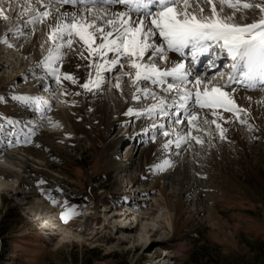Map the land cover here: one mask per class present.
<instances>
[{
    "label": "rangeland",
    "instance_id": "rangeland-1",
    "mask_svg": "<svg viewBox=\"0 0 264 264\" xmlns=\"http://www.w3.org/2000/svg\"><path fill=\"white\" fill-rule=\"evenodd\" d=\"M11 1L0 0V9L7 11ZM20 18L10 16L9 19H2L0 24L6 27ZM6 38L7 43L0 42V60L4 64L2 67L0 65V78L11 75L16 80L9 81L8 86L0 84V114L19 121L15 125L16 136L11 137V145L19 144L16 142L17 137L20 141L24 140L29 133L27 127L33 132L44 130L52 134V137L45 141L48 146L30 144L41 157L28 156L29 175L3 158L2 153L11 152L18 157L24 153L16 147L8 148L7 134L12 128L0 120V125H3L0 127V167L20 173L27 182V188H32L31 194L35 196L33 199H39L51 212L42 215L46 218L34 220L39 215L34 216V210L25 204L21 196L24 194L23 186H19L14 178L0 179V264H264V154L259 155L257 150L250 147V162L262 181H251L249 184V177L245 175L250 172L247 163L243 162L239 150L231 143H226L230 155L243 164L242 167L232 164L230 168L250 185V189L244 191V194L235 191L227 194L221 184L214 183L208 176L204 177L205 186L214 184L216 188L212 200L205 202L199 198L194 202V211L190 198L184 199L185 209L180 218L178 235L140 247L137 227H134L135 223L132 224L130 218L133 211L127 216V201L117 197H126L143 206L146 205L141 200L143 193L134 190L131 187L133 184H128L121 173L105 167L102 143L91 145L81 133L66 135L58 121L53 119L51 124L45 122L34 111L25 114V107L12 99L14 95H38L47 102L48 107H54L55 110L64 108L65 104L58 100L59 91L54 85L51 93H45L37 86V81L31 76L35 71L31 68V61L27 58L21 64L20 55L8 46L15 41V36L9 35ZM24 71H27L26 79L18 78ZM119 72L120 69L114 70L112 75L107 76L105 89L109 93H113L110 78ZM116 99L123 102L121 96H116ZM240 117L246 119L243 113H240ZM112 119L115 118L109 120ZM75 122L80 123L81 120L75 119ZM92 124L97 125L96 122ZM235 124L243 126L238 121ZM84 126L88 129L91 125ZM97 128L103 132L102 127ZM135 128L136 125L120 121L106 134L105 140L121 137ZM251 129H245V134L254 131ZM174 134L171 137L173 139ZM135 138L142 139L141 136ZM246 142L264 150V138H249ZM123 149L118 152L120 160H123ZM144 176H139L141 182L149 178L148 171L144 172ZM151 179L149 181L154 182L155 178ZM216 180L220 181L221 176L217 175ZM153 192L156 193L155 190ZM52 199L58 203L53 204ZM65 200L67 208H75V214L62 220L60 214L65 209L61 206ZM211 206L214 213L208 217L206 210ZM154 213H158V210Z\"/></svg>",
    "mask_w": 264,
    "mask_h": 264
},
{
    "label": "snow or ice",
    "instance_id": "snow-or-ice-1",
    "mask_svg": "<svg viewBox=\"0 0 264 264\" xmlns=\"http://www.w3.org/2000/svg\"><path fill=\"white\" fill-rule=\"evenodd\" d=\"M202 3L207 9L201 7L196 13L191 10L189 0H23L22 3L16 0L15 7L9 2L7 11L0 9V17H21L8 32L29 40L37 23L45 25L46 39L40 45L45 54L34 63V68L41 69V74L34 76L43 91L51 93V85L55 83L64 97L98 95L107 83V76L117 67L120 69L115 88L123 92L121 80L127 77L131 100L137 102L129 104L122 115L130 120L152 121L139 130L141 143L155 142L161 134L165 137L159 145L160 156L147 166L151 173L175 166L168 156L173 144L180 149L189 139L199 145L204 143L200 135H193V130L205 131L200 119L205 125H215L221 140L228 139V128L218 121L227 123L235 118L241 124L247 123L240 113L247 117L248 110L238 105L235 98L238 88L234 84L245 90L259 85L264 90V0H202ZM205 11L208 15H204ZM24 16L28 18L23 20ZM29 25L31 32L24 30ZM0 42L8 41L5 37ZM31 47L35 49L34 42ZM217 49L231 60L222 84L206 83L191 64L186 69L184 59L173 61L166 54L190 55L194 62L200 55L215 54ZM161 62L165 66L161 67ZM69 84L83 91L71 89ZM12 99L32 105L35 113L52 123L45 114L48 105L42 97L14 95ZM223 113L232 115L227 117ZM0 120L12 128L7 134L11 146L19 121L2 114ZM185 120L188 131L181 134L175 126H181ZM173 132L178 138L168 139ZM32 134H26L23 142L34 143L30 139ZM207 134L213 135L212 131ZM16 142H20L18 137ZM52 203L58 201L52 199ZM61 207L65 209L60 214L62 220L75 214V208H67V200Z\"/></svg>",
    "mask_w": 264,
    "mask_h": 264
},
{
    "label": "bare ground",
    "instance_id": "bare-ground-1",
    "mask_svg": "<svg viewBox=\"0 0 264 264\" xmlns=\"http://www.w3.org/2000/svg\"><path fill=\"white\" fill-rule=\"evenodd\" d=\"M11 2H14L12 4H14L13 7H15L16 0H12ZM189 3L191 10L196 13H199L201 7L207 9V5L199 3L197 0H189ZM27 18V16H24L22 19L26 20ZM14 26L15 22H11L6 27L0 24V38H5L9 35L14 36L12 33L8 32V29ZM24 30L31 32L32 26L29 25L28 28ZM15 38V41L10 44L13 45L12 48L20 55L21 64H23L22 60L24 61L27 58L31 61V68L35 69V71L33 70L31 73V76L35 79L34 73L35 75L41 74V69L34 68V63L45 54V50L42 49L40 45L44 43L46 39V27L43 24L37 23L35 25V33L31 40L22 36H15ZM33 42L35 43V49L31 47ZM166 54L170 55L173 61L181 59L182 56L180 53ZM0 65L1 67L4 65L1 60ZM160 66L163 67L165 65L161 62ZM115 70H119V68L117 67ZM193 70L199 73L195 68ZM26 72H22L18 78H23V80L26 79ZM212 74L211 72L209 73V79H206L203 74H200L201 79L206 83L216 82L212 81ZM110 79L111 90H113V93L110 92L111 94L105 89V85L98 95L87 93L86 96L73 95L64 97L58 93V100L63 101L65 107L60 110H55L54 107H48L44 109V111L48 117H51V120L55 119L60 123L63 127L64 134L70 133L71 135H75L81 133L83 138L90 142L91 145H94L95 142L102 143V151L105 156V167L113 172L121 173V175L127 179L128 184H133L131 187L134 188V190L143 193L141 200H144L147 206H140V204L130 200L125 203V206H128L127 211H129L126 215H130V212L133 211L131 212L132 216L130 218L131 223H135L134 227H137V235L141 240L140 247H145L146 244L152 245L154 242H163L170 237L178 235L181 227L180 218L185 209L184 199L190 198V205L193 208L194 202L199 198L205 202L212 200L211 197L214 191H216V188H214V184L208 187L205 186L203 184L204 177L208 176L214 180V183L221 184V187L226 188L227 194L233 193L234 191L239 194H244V191L250 189L249 184L251 181H262L261 176L254 171L253 165L250 162L251 157L249 153L252 151H250V147H253V150H257V154L259 155H263L264 150L250 146V144L246 142L249 138H251V140L264 138V90H261L259 85H257L255 89L248 90H245L239 85H233V87L238 88V94L235 96L237 103L242 108L248 110L246 120L252 125L254 131L245 134V129L251 128H248L247 123L246 125L243 124V126H237L235 122L238 120L235 118H231L227 123L218 121L223 127L228 128L226 134L228 139L221 140L215 132V125H205L203 124V120L200 119V123L205 131L196 133L195 130H193V135H200L204 143L199 145L196 144L194 140L189 139L181 144L180 149H176L173 144L172 152L168 153V156L170 155L169 158L174 161L175 166L166 169L164 172L150 173L147 166L152 164L154 160L157 159V156H160V152L158 151L159 145L164 141L165 137L161 134L156 138L155 142L146 141L144 143H141L135 138V136H138L137 134L141 127L149 125L152 121L147 118L144 120H130L129 117L123 116L122 113L127 109L129 104H135L137 102L131 100V89L127 86V77H123L121 80L123 92L118 91L114 86L116 75ZM14 80H16L15 76L7 75L0 78V84L8 86L9 81ZM33 85H35V82ZM53 85L58 89L55 83H52L51 87ZM68 87L77 91H83L70 84ZM188 87L191 88L192 85L190 84ZM228 91L231 92V88H229ZM44 92L46 93V91ZM116 96H121L123 102L121 103L119 99H116ZM73 100L77 101V103L72 104L71 101ZM20 103L22 104L21 106L25 107L26 115L33 113L30 105L22 102ZM148 103H152V101L149 100ZM89 109H91V111H89ZM241 113L245 116L244 112ZM37 115L40 116L39 114ZM223 115L231 117L232 114L223 113ZM77 117H80V123L75 122ZM112 117L115 119L109 120ZM211 118L212 117L209 115L208 119L211 120ZM120 121H126L127 124L136 125V128L134 131L128 132L121 137H114L108 141L105 140L106 134ZM45 122H48V120H45ZM93 122H96L97 125H93ZM87 124L91 125L88 129L84 126ZM97 127H102L103 132H100ZM27 131L33 133L30 136V139L34 141L32 145L46 144L45 141L52 137V134L44 130L33 132L30 127H27ZM187 131V122L185 120L182 122V125L179 126V132L183 134ZM208 131H212L213 135L211 137L207 134ZM172 136L173 135L168 139L176 140L178 138L176 134H174V139L171 138ZM23 141L24 140H21L19 144L16 145H7L8 148H19V150L24 153L22 157L13 155L11 152L2 153V156L23 169L24 173L30 175L31 171L27 163L30 157L28 156L39 158L41 155L35 151L33 148L34 146L24 143ZM226 143H231L230 145H233L236 150H239L243 162L247 163L246 167L250 172L246 173V171H244L243 173H246L245 175L249 177V181L247 182L249 184L245 183L242 178L230 168L232 164H238L241 165V167L243 164L237 158L234 159V157L230 155L227 147H225ZM46 145L48 146V144ZM122 149L124 150L123 160H120L119 158L117 159V157L118 152L122 151ZM154 153L156 155H153ZM145 171H148L149 178H145L144 182H141L139 178L145 177ZM197 173L201 175L197 176ZM217 175L221 176L220 181L216 180ZM150 177L155 178L154 182L149 181L151 179ZM12 178L19 183V186H23L24 194H21V196L25 200V204L34 210V216L36 214L39 215V217L34 218V220L39 221L40 217L41 219L46 218L47 216L42 215H47L51 211L44 203L40 202L39 199H33L35 196L31 194L32 188H27V182L24 177L10 168L0 167V179L10 180ZM153 190L156 191L155 194ZM2 192L4 193V190H2ZM170 197H174V199L171 200ZM157 210L158 213H154ZM194 211H196V208H194ZM206 212L207 216L211 217L214 213L213 206L207 208Z\"/></svg>",
    "mask_w": 264,
    "mask_h": 264
}]
</instances>
